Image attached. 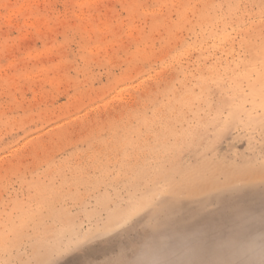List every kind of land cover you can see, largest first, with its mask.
I'll return each instance as SVG.
<instances>
[{
    "label": "rangeland",
    "instance_id": "1",
    "mask_svg": "<svg viewBox=\"0 0 264 264\" xmlns=\"http://www.w3.org/2000/svg\"><path fill=\"white\" fill-rule=\"evenodd\" d=\"M262 65L264 0H0V264H264Z\"/></svg>",
    "mask_w": 264,
    "mask_h": 264
},
{
    "label": "bare ground",
    "instance_id": "2",
    "mask_svg": "<svg viewBox=\"0 0 264 264\" xmlns=\"http://www.w3.org/2000/svg\"><path fill=\"white\" fill-rule=\"evenodd\" d=\"M263 47V46H262ZM261 54V53H260ZM263 61V60H262ZM247 62V61H246ZM248 63V62H247ZM263 63V62H262ZM253 66V65H252ZM251 66V67H252ZM263 66V65H262ZM248 67V66H247ZM251 67H249L250 68V70H251ZM249 68L247 69V70H249ZM254 68H255V66H254ZM263 69H264V66L262 67ZM250 70H249V72H250ZM254 70V69H253ZM255 71V70H254Z\"/></svg>",
    "mask_w": 264,
    "mask_h": 264
}]
</instances>
